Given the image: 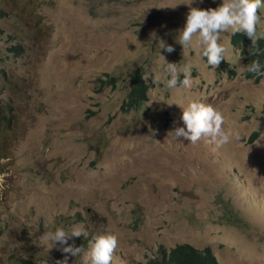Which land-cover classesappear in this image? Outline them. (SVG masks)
<instances>
[{
  "label": "rangeland",
  "instance_id": "1",
  "mask_svg": "<svg viewBox=\"0 0 264 264\" xmlns=\"http://www.w3.org/2000/svg\"><path fill=\"white\" fill-rule=\"evenodd\" d=\"M188 3L0 0V264H56L64 254L44 234L76 226L87 235L68 243L85 250L96 235L118 237L112 264H146L181 244L220 264H264V75L248 77L255 45L233 46L231 30L219 41L226 70L207 64L197 37L183 48ZM161 55L180 81L191 66L190 89L166 86ZM137 71L147 100L125 114ZM191 99L224 114L230 144L213 152L167 136Z\"/></svg>",
  "mask_w": 264,
  "mask_h": 264
},
{
  "label": "clouds",
  "instance_id": "2",
  "mask_svg": "<svg viewBox=\"0 0 264 264\" xmlns=\"http://www.w3.org/2000/svg\"><path fill=\"white\" fill-rule=\"evenodd\" d=\"M192 3L193 0H190V3L186 4L189 7V12L180 35L179 44L183 48L187 47L192 44L193 38L197 37L199 44L203 47L202 55L207 58V64L213 69L220 68L226 70L227 64L224 58L227 50L219 42L222 39L221 34L228 33L229 30L233 34L243 32L251 39V44L255 45L254 55L250 58L252 61L250 65L246 66L247 74L248 76H252L251 72L258 74L262 71L261 75H264V67H262V64L258 60L253 61V58L256 57L258 39L262 38L256 37L257 27L263 17L259 15V10L264 8V0H223L222 4L218 7L207 9L192 7ZM159 45L160 49H163L167 53L175 51L172 45L166 44L163 40L159 42ZM246 45L248 44H241L240 48H245ZM161 57L165 61V57L163 55ZM166 64V72L171 76V79H167L166 86L172 89L181 85L184 88L190 89L192 86L191 66L186 65L183 68L184 76L182 77L184 79L180 81L178 80L179 74L176 64L168 62ZM261 75L252 78L260 79ZM142 79L144 80V77ZM145 79L147 80L148 77H145ZM129 97L130 94L122 106L123 113H125L123 108L130 101ZM178 106L182 110L180 120L184 126L175 127L172 131L168 132L167 136H171L174 141L183 144V141L186 140L188 143L196 145L203 140L205 143L214 146L212 149L213 152L233 141V132L231 130L226 131L224 128V114L213 105L206 104L199 99H191L186 106ZM258 126L259 121L256 120V129ZM150 131L152 135L156 134V130L150 128ZM235 139L239 140L240 137L237 135ZM261 141H264V134H261L260 138L255 141V144L259 147L261 146ZM236 219L240 221L239 217ZM230 223L237 225V221L234 222L231 220ZM82 235L86 236L87 234L79 226L73 227L71 232L65 231L63 228H57L55 232H47L44 234V239L52 241L54 245L59 244V250L64 254V258L57 260L56 264H68L69 256L76 257L81 254H83V264H112L114 252L118 247V237L115 234L106 233L94 236L89 241L87 250L81 246H75L74 243H68L72 237H80ZM87 241L86 239L83 240V247L86 246Z\"/></svg>",
  "mask_w": 264,
  "mask_h": 264
},
{
  "label": "trees",
  "instance_id": "3",
  "mask_svg": "<svg viewBox=\"0 0 264 264\" xmlns=\"http://www.w3.org/2000/svg\"><path fill=\"white\" fill-rule=\"evenodd\" d=\"M4 13L0 11V17H4ZM251 39L247 37L243 32L234 33L232 36L231 43L235 47H240L241 44L251 45ZM258 48L256 50V57L254 60H258L262 67H264V38L258 39ZM260 73H252V76H248L249 78L257 77V75H261ZM132 80V89L129 97V102H127L126 106L123 108L125 113H130L133 109H138L142 106V103L147 100V92H148V84L145 80L142 79V73L135 72ZM2 103H0V122L3 118ZM227 216L228 220H233L234 222L237 219L232 216ZM19 264H30V262H20ZM147 264H220L216 256L212 254L209 248L200 250L196 249L188 244L177 245L174 248L166 249L163 246H160L157 250V256L149 260Z\"/></svg>",
  "mask_w": 264,
  "mask_h": 264
}]
</instances>
